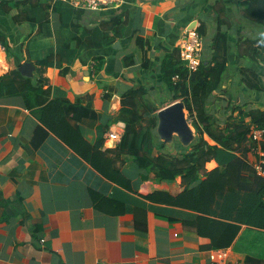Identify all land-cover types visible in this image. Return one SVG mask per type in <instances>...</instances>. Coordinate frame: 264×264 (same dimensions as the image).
<instances>
[{
	"label": "crops",
	"instance_id": "1",
	"mask_svg": "<svg viewBox=\"0 0 264 264\" xmlns=\"http://www.w3.org/2000/svg\"><path fill=\"white\" fill-rule=\"evenodd\" d=\"M55 1L49 0L48 19L41 8L30 9L36 23H15L0 4V23L8 30L11 49L0 39V78L17 66L16 55L31 61L33 77L43 79L54 97H65L68 107L78 108L77 117L70 119L80 131L95 143L102 139L101 150L112 149L109 155L117 158L131 188L108 178L50 130L35 146L42 123L34 108L26 106L22 95H0V264H206L215 248L209 236L191 225L200 213L145 196L157 189L178 194L185 187L181 176L157 179L127 150L117 156L125 131L116 143L106 136L115 123H125L123 112L129 106L123 99L131 89L146 88L139 108L144 103L158 108L153 114L176 101L163 79L162 60L178 52L185 29L201 22L207 26L202 56H211L219 18L226 20L221 31L228 33L229 62L221 88L210 99L224 101L230 110L235 105L263 107L264 90L249 89L241 78L250 63L248 39L263 37L264 24L245 17L243 0H125L99 10ZM118 16L126 22L112 44L86 48L81 43L72 63L40 64L84 29L102 27L114 34L110 21ZM138 34L145 48L136 41ZM251 67L264 81V68ZM158 93L166 94L164 101ZM154 138L162 141L156 133ZM247 159L253 164L259 158L250 154ZM210 162L214 165L208 170L218 166ZM224 248L236 264H264V228L242 224Z\"/></svg>",
	"mask_w": 264,
	"mask_h": 264
},
{
	"label": "trees",
	"instance_id": "2",
	"mask_svg": "<svg viewBox=\"0 0 264 264\" xmlns=\"http://www.w3.org/2000/svg\"><path fill=\"white\" fill-rule=\"evenodd\" d=\"M54 3L64 2L57 0ZM0 4L15 23H36L31 8H41L44 18L48 19V8L51 6L49 0H1ZM243 4L245 17L264 24V0H243ZM122 18L118 16L110 21L115 26L114 34L102 27L84 29L83 34L74 35L62 49L40 60V64L53 67L64 61L72 63L81 43L86 48L112 44L126 22V18ZM224 22L225 19H218L217 31L210 45L211 56H202L196 71H189L180 58L179 50L166 55L162 60L163 79L172 93V99L185 101L188 118L197 133L196 140L190 145L191 151L185 150L181 155H173L168 145L155 141L158 119L157 114L153 113L158 108L146 103L142 110L139 108L141 99L147 93L145 87L131 89L124 95L123 104L129 106L123 112L126 129L117 151L115 149L117 156L127 150L138 166L153 172L159 180L181 176L185 187L178 194L157 189L145 196L199 212L198 220L191 225L199 233L211 238L213 248L230 246L242 224L264 228V175L258 174L247 159L250 154L255 160L259 158L254 154L256 144L252 132L256 127L264 129V108L261 105H248L244 108L235 105L224 120L219 121L208 107L213 92L221 88L228 68L229 37L228 33L221 31ZM198 30L203 39L207 31L206 23L201 22ZM86 35L88 39H85ZM7 37L8 30L0 23V39L3 44L7 45ZM136 41L145 48L146 41L139 34ZM248 41L250 63L241 80L249 89L263 91L262 76L251 65L254 63L264 68V36ZM15 58L17 66L0 78V95H22L26 106L34 108L42 125L36 130L33 144L37 146L50 130L108 178L131 188L129 178L116 165L117 158L109 155L112 149L101 150L102 139L95 143L94 138L83 134L79 126L71 121L70 117H77L78 108L68 107L65 97H54L52 88H44L43 79L22 75L18 70L22 58L18 55ZM147 64L146 60L144 66ZM175 75H178L176 80ZM150 114L153 115L146 116ZM260 146L264 150V141ZM165 148L170 152L162 151ZM155 150H160L157 155ZM212 160L218 166L208 170L206 164ZM194 182L196 184L192 185Z\"/></svg>",
	"mask_w": 264,
	"mask_h": 264
},
{
	"label": "built area",
	"instance_id": "3",
	"mask_svg": "<svg viewBox=\"0 0 264 264\" xmlns=\"http://www.w3.org/2000/svg\"><path fill=\"white\" fill-rule=\"evenodd\" d=\"M71 4L74 7H83L91 10H99L117 4L123 3L125 0H60ZM180 58L189 69L190 72L196 71L202 62V37L198 27L187 28L181 34L177 44ZM178 79V75L174 76ZM126 124L124 122H117L112 129L107 132V139L116 143L122 138L125 131ZM254 145V154L259 156V159L253 162V166L258 174L264 175V153L262 152L260 144L264 139V129L256 127L252 132ZM45 241L44 238L41 239ZM206 264H236V261L231 256L229 248H215L210 251L209 260Z\"/></svg>",
	"mask_w": 264,
	"mask_h": 264
},
{
	"label": "water",
	"instance_id": "4",
	"mask_svg": "<svg viewBox=\"0 0 264 264\" xmlns=\"http://www.w3.org/2000/svg\"><path fill=\"white\" fill-rule=\"evenodd\" d=\"M114 46H120V42H116ZM18 70L24 76L33 77L36 66L31 61H24L18 66ZM186 110L185 101L179 99L157 112L156 132L164 144L172 146L177 138L184 146H189L196 140V130Z\"/></svg>",
	"mask_w": 264,
	"mask_h": 264
},
{
	"label": "rangeland",
	"instance_id": "5",
	"mask_svg": "<svg viewBox=\"0 0 264 264\" xmlns=\"http://www.w3.org/2000/svg\"><path fill=\"white\" fill-rule=\"evenodd\" d=\"M220 98L222 99H227V97L224 95H221L220 93ZM166 98V94H160L158 93V100L160 101H164ZM260 98H262L264 100V95L261 94L260 95ZM220 100V99H219ZM263 104V107H264V103ZM208 107H209V110L216 116V118H218L219 121H223L224 118L226 117V114H228L230 112V108H228L227 105H225V102L224 101H219V102H216V98L212 101L211 99H209V102H208ZM187 113H188V110H186ZM197 134V133H196ZM264 140V139H263ZM262 140V141H263ZM191 145V144H190ZM184 146L177 138L174 142V144L172 146H168V148L170 149L171 148V153L173 155H181L185 150H188V151H191V146ZM168 148H165L164 149V152H170V150H168ZM214 164L212 162H209L206 164V168H211Z\"/></svg>",
	"mask_w": 264,
	"mask_h": 264
}]
</instances>
